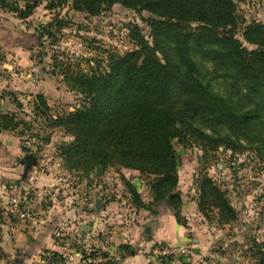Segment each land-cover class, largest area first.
<instances>
[{"label":"trees","instance_id":"1","mask_svg":"<svg viewBox=\"0 0 264 264\" xmlns=\"http://www.w3.org/2000/svg\"><path fill=\"white\" fill-rule=\"evenodd\" d=\"M49 1L47 9L69 3L70 9L91 16L114 4L149 14L142 19L149 27L151 42L137 25L131 26L137 48L122 55L110 54L106 69L98 60L96 66L82 69L79 64L53 56L52 74L63 75L68 86L83 96L73 111L57 115L49 113L42 95L38 94L33 103L36 115L73 137L57 146L64 164L101 171L113 166L137 170L151 182L155 198L163 199L177 184L179 159L175 141L184 147L199 141L211 150L224 144L234 147L222 131L232 132L238 143L237 139L248 137L262 123L257 120L264 115V23L251 21L240 40L237 29L245 20L239 22L234 0ZM39 3L40 0H0V8L26 20ZM68 24L56 16L39 37L55 39L56 33ZM197 58L224 67L232 87L242 86L244 95L253 98L251 106L239 111L230 100L211 90L203 81ZM16 126L14 114L0 115V130H16ZM22 150L29 151L25 146ZM28 157L30 164L33 157ZM214 191L205 187L201 198ZM130 192L135 194L132 188ZM174 195L169 201L172 208L179 202L178 195ZM216 205L220 222L235 219L236 212L224 199ZM258 247L253 264H264V250ZM47 253L54 260L63 259L61 253Z\"/></svg>","mask_w":264,"mask_h":264},{"label":"rangeland","instance_id":"2","mask_svg":"<svg viewBox=\"0 0 264 264\" xmlns=\"http://www.w3.org/2000/svg\"><path fill=\"white\" fill-rule=\"evenodd\" d=\"M49 2L40 0L34 13L26 20L18 18L17 13L0 8V81L4 87L12 88L0 91L11 101L7 110L14 114L16 133L25 148L31 151L32 146L37 150L51 147L47 152L51 158L58 155L54 150L59 144L69 142L73 137L62 127L50 126L43 117L36 115L33 103L39 93H33L34 87L41 84L46 95H40L50 107L51 115L73 111L83 100L78 91L68 86L63 75L52 74L53 56L64 59V62L70 60L72 64H79L82 69H88L89 65L96 66L98 60L100 67L106 69L110 54L122 55L137 48L130 33L131 26L137 25L145 39L150 42L151 39L149 27L142 19L149 16L147 12L138 14L114 4L91 16L70 9L69 3L50 10L46 7ZM234 2L239 22L245 20L237 29V37L242 40L241 34L247 24L253 20L264 23V0ZM56 16L69 24L56 33L55 39L46 36L40 38L39 33ZM197 61L203 81L211 90L230 100L239 111L251 106L253 98L244 95L242 86L239 89L232 87V79L226 75L224 67L203 58H197ZM257 121L262 123L253 128L248 137L237 139L238 143L232 132L222 131L226 137L229 136L227 140L234 147L224 144L211 150L204 148L199 141H193L186 147L175 141L179 159L177 184L163 199L155 198L151 182L134 169L119 166L102 171L95 167L81 169L64 164L60 157L61 166L58 163L57 167H61V175L67 178L66 182L72 188L81 180H84V185L102 183L106 173L110 172V182L114 187L109 195L112 200L124 199L125 202L117 208L155 211L157 207L167 204L178 224L186 229L184 245L188 253L172 258L170 262L157 261L158 264H253L256 260L253 255L255 248L260 246L258 248L264 250V115ZM132 170L137 173L133 174ZM112 177L119 180L124 192ZM208 186L215 188L216 192L201 198L203 189ZM131 188L134 195L130 192ZM174 194L178 195L179 202L176 201L175 208H172L169 201ZM221 199L236 212L234 220L219 221L216 202ZM201 202L203 207L200 206ZM102 252L106 254V251ZM199 254L201 256L197 257Z\"/></svg>","mask_w":264,"mask_h":264},{"label":"crops","instance_id":"3","mask_svg":"<svg viewBox=\"0 0 264 264\" xmlns=\"http://www.w3.org/2000/svg\"><path fill=\"white\" fill-rule=\"evenodd\" d=\"M1 89L12 88L4 87L0 81ZM43 91L40 84L33 93L46 95ZM1 92L0 115L7 113L11 105ZM22 146L16 130H0V264H39L44 253L77 251L87 231L91 232L90 242L95 248L114 255L112 264H158L149 253L156 242L184 244L186 241V229L178 224L167 204L155 211L117 208L125 202L111 199L109 192L114 186L110 172L102 183L84 185L81 180L72 188L61 175V167H57L58 163L61 166L59 156L47 155L51 147L37 150L32 146L31 151H23ZM28 156L33 157L30 164L26 163ZM132 173L137 172L132 170ZM112 179L124 192L119 180ZM14 181L24 183L32 194L22 219L4 211L5 188ZM96 199L102 204L99 212L95 210Z\"/></svg>","mask_w":264,"mask_h":264},{"label":"built area","instance_id":"4","mask_svg":"<svg viewBox=\"0 0 264 264\" xmlns=\"http://www.w3.org/2000/svg\"><path fill=\"white\" fill-rule=\"evenodd\" d=\"M5 195L7 205L4 211L15 218H24L26 208L32 199L28 187L21 183H12L6 188ZM90 241L91 232L87 231L82 235L77 251L62 254V260H54L49 253H44L39 259V264H72L74 261L77 264H108L114 260V255L103 253L102 249L98 250ZM149 253L153 260L161 261L162 259L186 256L188 248L184 244L158 241L152 246Z\"/></svg>","mask_w":264,"mask_h":264},{"label":"water","instance_id":"5","mask_svg":"<svg viewBox=\"0 0 264 264\" xmlns=\"http://www.w3.org/2000/svg\"><path fill=\"white\" fill-rule=\"evenodd\" d=\"M26 163L29 164V161L26 160ZM26 170H27V168H26ZM101 207H102L101 201L99 199H96L95 200V210H96V212H99Z\"/></svg>","mask_w":264,"mask_h":264}]
</instances>
